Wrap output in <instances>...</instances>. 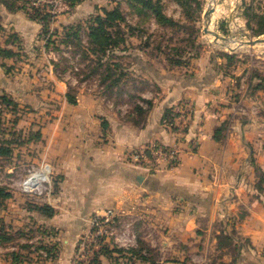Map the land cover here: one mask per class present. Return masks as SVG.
<instances>
[{
	"label": "crops",
	"instance_id": "0c3cea01",
	"mask_svg": "<svg viewBox=\"0 0 264 264\" xmlns=\"http://www.w3.org/2000/svg\"><path fill=\"white\" fill-rule=\"evenodd\" d=\"M96 4L97 0H81L70 7L72 11L56 13L55 24L63 23L62 27L75 19L77 9ZM39 30V22L24 9L10 10L0 3V47L29 52L37 46ZM222 62L224 58L217 61L203 55L195 60L194 71H154L149 80L158 87L155 94L147 89L139 92L151 101L141 120L129 118L126 110L110 103L66 99L59 122L42 127L36 141L43 160L61 175L57 189L43 203H35L51 206L53 214L21 203L15 189H7L11 196L6 211L0 213L5 225L16 222L55 230L60 252L39 259H30L33 253H29L28 259L14 263L15 249L0 244V264H75L76 241L88 217L110 207L134 226L137 251L131 253L147 262H155L146 257L152 249L184 258L211 242L221 252V261L264 264V89L257 88L247 72L223 71ZM16 63L28 65L17 55L0 56V90L20 97L21 89L32 85L28 74L26 78L15 73ZM254 98L262 110L240 113L239 104L249 108ZM179 105L191 106V111L179 127L169 128L164 112ZM152 142L179 145V163L147 172L129 161L132 149ZM222 234L229 236L234 252L217 246ZM229 253L235 258L230 259Z\"/></svg>",
	"mask_w": 264,
	"mask_h": 264
},
{
	"label": "rangeland",
	"instance_id": "374dc122",
	"mask_svg": "<svg viewBox=\"0 0 264 264\" xmlns=\"http://www.w3.org/2000/svg\"><path fill=\"white\" fill-rule=\"evenodd\" d=\"M201 1V12L197 14L196 18H193L186 13L177 0H160L163 13L172 19L171 22L164 23L157 21L149 9L142 8L138 2L132 0H97L94 8H84L83 11L79 8L75 11V19L66 24L85 20L90 15L97 13L99 7L102 6L107 8L117 6L124 13L123 28L126 32L127 41L105 58L107 61H117L121 65L123 79L117 89V86L105 88L100 84V78L97 74L84 77V72L88 70L87 65L94 63L89 59L82 58V48L76 51L77 48L59 45L58 36L63 23L59 25L58 23L55 24V21L50 23V30L53 35L51 39H56L55 44L51 42L48 45L45 44V39L50 34L48 32L44 35L45 39H43V36L40 37L37 46L31 48L29 52L17 51V57L26 60L28 65L16 63L14 66L18 67V71L15 70V73L22 74L26 78L28 74L32 87L26 91L21 89L20 97H17L18 95L14 96L19 103L16 114H13L9 107L0 105V109H2L0 137H11V132H15L20 139L13 144V152L10 156H0V186L4 187L5 190L15 189L17 197L24 204L25 202L28 204L29 202L30 204H32L31 202L33 204L36 202L43 203V198L59 186L61 175L55 174L53 165L44 160L49 164L48 179L41 182L33 191V194H28L31 191L24 192L21 189L23 179L43 161L41 156L43 150L36 143L38 139H35V137L37 133L41 134L42 127L47 124L55 125L59 122L62 106L66 102L65 93L68 90V85L65 82L69 83L71 93L78 97L80 102L84 97H87L96 103H100L101 106L110 103L113 106L122 107L123 110H126L129 118L135 120L142 119L141 114L135 110V105L139 104L146 109L147 101H149V99L140 96L139 92L147 89L155 94L158 88L149 80L150 74L154 71H194L195 60L203 55L217 58V61H219V58L223 59L225 57V53L231 54L232 59L225 60L224 58L225 62L219 65L222 70L237 73L247 72L246 74L254 76L255 83H261L260 88L264 89V42L253 45L243 43V41L249 39L264 38V33L255 35L250 30L252 7L259 12H264V0ZM32 4L40 7L43 11H45V4L47 5L43 0L39 2L29 0L26 6L29 7ZM209 6H214L215 10L210 16L208 27L225 38L216 39L214 35L203 31L205 24L204 11ZM56 9L59 15L67 10L72 11L63 1H59ZM255 21L257 22V20ZM56 29L57 32H55ZM84 45H86V42ZM230 47L234 49L231 50ZM92 58L95 59L96 57L93 55ZM54 63L56 68H54ZM64 67L65 70H62ZM59 75L62 81L59 79ZM254 92L256 94L257 90L255 89ZM252 103L249 108H246L243 103H240L238 107L246 110L251 109L255 112L262 110V104L257 98H254ZM130 112L134 115H131ZM240 113H242L241 110ZM15 117L17 122L13 123L12 120ZM61 119L66 120L68 118L63 119L62 117ZM5 207H7V202ZM5 207L0 210V213L6 211ZM117 219L118 222L114 226L111 224L103 226L102 240L94 239L87 251L88 253L84 252L86 254L82 255V253L79 254V249L77 250L76 246L83 233L87 231L89 225L86 221L76 241V249L73 254L75 264H208L213 260L217 264L223 258L219 249L208 242L202 244L200 250L192 251L191 255L184 258L159 255L152 249L146 254V257L155 262H147L130 251H119L120 249L117 248L119 244L114 241L116 240L115 237L120 234L121 222L124 223V221L119 216ZM6 226L14 235V240L8 243L7 246L13 247L21 253L23 251L24 258L29 257L30 249L42 243L52 244L56 241L53 237L55 230H48V234L52 236L50 239L49 235L46 237L47 233L43 230L44 227L19 226L16 222L14 224L6 223ZM20 229L25 231L26 235L20 236ZM131 229L135 231L134 226ZM155 238L157 239V236ZM60 242L61 240H59V252ZM19 243L31 244L32 248H21ZM157 243L153 248L157 249ZM96 244H99V246H96ZM227 247L233 251L232 246ZM92 249H95L93 253L97 252L95 256L90 253ZM103 249H106V251L104 252ZM110 249H113V251L109 252ZM205 249L208 250L205 252ZM37 254H39V250L34 251L33 257L31 256L30 259H39L42 256ZM228 257L234 259L235 255L229 253ZM229 261L224 262L229 263Z\"/></svg>",
	"mask_w": 264,
	"mask_h": 264
},
{
	"label": "trees",
	"instance_id": "16d2710c",
	"mask_svg": "<svg viewBox=\"0 0 264 264\" xmlns=\"http://www.w3.org/2000/svg\"><path fill=\"white\" fill-rule=\"evenodd\" d=\"M29 1V0H28ZM27 0H0V3L4 4L10 10L15 9H24L28 15L37 20L40 24L39 30V38L43 36L45 39V34L50 32L48 37L45 39V44L48 45L49 42L55 44L56 39L52 38V32L50 30V23L54 21L56 13H51V11L45 10L43 11L40 7L35 6L34 4L26 6ZM69 7H74L76 4L81 2V0H63ZM139 3L142 8L149 9L155 16L156 20L164 23L171 22L172 19L167 17L162 11V4L160 0H132ZM177 2L185 9L186 13L193 18H196L198 13L201 12L202 9V1L201 0H177ZM251 20L252 25L250 26V30L252 34L259 35L264 33V12H259L252 7L251 10ZM257 20V22L255 21ZM125 22V16L122 10L115 6L112 8H107L105 6L99 7V10L94 15H90L89 18L78 21L76 23L66 24L62 26V30L59 31L58 41L59 45H65L69 47L77 48L76 51L81 50L82 48V58L89 59V61L94 64L87 65V71L84 72V77H89L92 74H97L100 78V84L105 86V88H118L119 84L123 79V71L121 69V65L117 61H107L105 58L113 53L114 50L119 49L124 43H126V32L123 28V23ZM58 30L56 29L55 32ZM13 37V41H17L18 37L16 35L11 34ZM86 42V45L84 43ZM17 55V52L6 48L0 47V56L1 57H10ZM94 55L96 58L93 59ZM224 58L227 60L232 59V55L229 53L224 54ZM5 65L4 63H2ZM54 68H56V64L54 63ZM7 70H10L11 66L6 67ZM65 70V67L62 68ZM118 70V71H117ZM59 78L60 75H59ZM82 79V78H81ZM257 88L261 87V83L256 84ZM66 99L70 103H75V95L71 93V86L68 83V90L65 93ZM0 105L2 107H9L13 114H16L19 103L17 99L13 96L6 94L4 91L0 90ZM151 105V101H147V108H142L141 105L136 104L135 110L141 114L142 118L144 117L147 109ZM1 113L2 109H0V124H1ZM173 109H167L164 112V119H170L173 116ZM17 116V115H16ZM13 123L17 122V118L15 117L12 120ZM12 135V136H11ZM11 137H0V156H10L13 152V144H15L19 137L16 136L15 132H11ZM41 137L40 133L36 134L35 139H39ZM34 139V140H35ZM20 140V139H19ZM11 196V193L8 190H5L4 187L0 186V210L5 206V202L8 197ZM32 209L38 210L39 212L51 216L54 212V209L47 205H36L30 204L29 206ZM10 227V226H9ZM45 232L48 234V229L44 228ZM18 232V231H17ZM19 235H26L25 231L20 229ZM14 240V235L8 230V227L4 224L2 217L0 215V244L7 245L8 243ZM19 247L21 248H32L30 244H22L19 243ZM142 245V242H141ZM231 246V241L229 240V236L226 234L219 235L217 240V246ZM37 250H44L46 258H54L58 253V244L57 241H54L52 244L50 243H42L30 249L29 253H33ZM117 251L116 249H114ZM136 249L133 248L132 251ZM105 252L106 249H103ZM112 252L113 249H110L109 252ZM121 251V249L119 250ZM137 251V250H136ZM11 255L14 263L22 260L24 255L20 251L13 250L11 251ZM41 256V254H37ZM43 256V255H42ZM208 264H216L213 260ZM217 264H232L225 263L224 261H219Z\"/></svg>",
	"mask_w": 264,
	"mask_h": 264
},
{
	"label": "built area",
	"instance_id": "2783aa9c",
	"mask_svg": "<svg viewBox=\"0 0 264 264\" xmlns=\"http://www.w3.org/2000/svg\"><path fill=\"white\" fill-rule=\"evenodd\" d=\"M39 2L40 0H34ZM47 3L45 4V10L51 11V13H57V6L59 1L63 0H43ZM64 2V1H63ZM35 4V3H34ZM47 6V7H46ZM242 113H245V109L239 108ZM191 111V106L179 105L173 110V116L170 119H164V124L167 127L176 129L180 126L181 122L185 120L187 114L189 115ZM180 147L179 145L166 146L160 143L152 142L135 149H132L128 154L129 161L145 169L147 172H155L161 168H172L175 167L180 161ZM48 163L44 160L42 163L35 167L32 172H30L22 181L21 187L24 191H31L36 189L41 182L48 179ZM119 214L115 211L114 208H106L101 212H94L91 214L88 219V228L87 231L83 233L80 240L77 242V250L79 249V254L85 255L92 245L93 240L98 239L102 240V228L103 226L115 225L118 222ZM120 217V216H119ZM131 224L128 222H121L120 234L117 235L115 243L119 244V249L125 251H132L135 245H137V235L134 230L131 229ZM95 242V241H94ZM95 246V245H94ZM99 246V244H96ZM81 251V252H80ZM95 249L90 250L93 253ZM88 253V252H87ZM39 254L45 256L46 253L44 250H39Z\"/></svg>",
	"mask_w": 264,
	"mask_h": 264
},
{
	"label": "water",
	"instance_id": "95a60500",
	"mask_svg": "<svg viewBox=\"0 0 264 264\" xmlns=\"http://www.w3.org/2000/svg\"><path fill=\"white\" fill-rule=\"evenodd\" d=\"M214 10H215V7L214 6H209L204 11L205 24H204V27H203V31L206 32V33H210V34L214 35V37L216 39H218V38H225L223 36H220L217 32L212 31L208 27L209 21H210V16H211V14L213 13ZM261 42H264V38H256V39H249V40L243 41V43L250 44V45H253V44H256V43H261ZM230 49L233 50L234 48H231L230 47Z\"/></svg>",
	"mask_w": 264,
	"mask_h": 264
},
{
	"label": "bare ground",
	"instance_id": "6f19581e",
	"mask_svg": "<svg viewBox=\"0 0 264 264\" xmlns=\"http://www.w3.org/2000/svg\"><path fill=\"white\" fill-rule=\"evenodd\" d=\"M214 13H216V12H214Z\"/></svg>",
	"mask_w": 264,
	"mask_h": 264
}]
</instances>
